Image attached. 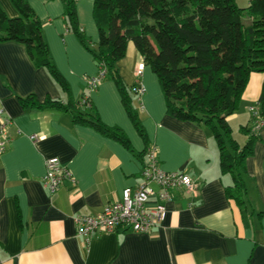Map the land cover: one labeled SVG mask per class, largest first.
<instances>
[{"label":"crops","instance_id":"1","mask_svg":"<svg viewBox=\"0 0 264 264\" xmlns=\"http://www.w3.org/2000/svg\"><path fill=\"white\" fill-rule=\"evenodd\" d=\"M251 1L236 0L241 8ZM27 2L42 22L43 38L69 95L46 70L34 67L23 45L0 43V125L10 137L0 155V264H264V131L256 136L253 154L245 161L241 210L226 197L225 188L233 182L220 172L210 131L167 115L157 77L132 42L116 69L128 88L138 82L144 86L140 98L133 96V107L147 141L130 121L114 82L104 80L95 90L87 88L86 79L96 77L98 67L66 29L62 0ZM93 3L76 0V14L95 47ZM0 6L8 17H18L9 0H0ZM263 78L261 73L250 74L238 110L227 119L233 138L236 131L243 142L234 138L240 146L251 136L240 128L250 129L249 108L258 103ZM30 95L39 102L50 98L64 103L89 97L102 123L122 129L131 150L90 126L73 123L64 111L24 109L19 99ZM147 143L156 146L162 170L183 172L194 180L195 199L182 189L173 190L164 220L151 232L120 228L96 234L84 244L75 218L96 216L120 199L124 189L137 188L143 166L139 155ZM52 157L70 170L74 183L65 180L50 194L42 179L45 161Z\"/></svg>","mask_w":264,"mask_h":264},{"label":"trees","instance_id":"2","mask_svg":"<svg viewBox=\"0 0 264 264\" xmlns=\"http://www.w3.org/2000/svg\"><path fill=\"white\" fill-rule=\"evenodd\" d=\"M9 1L18 17H8L0 6V43L23 45L34 67L46 70L69 95L68 84L43 38L41 20L27 0ZM62 3L66 29L92 55L98 71H104L100 83L114 82L130 121L144 141L146 135L133 107V96L138 97L136 86L128 88L116 69L128 42L157 77L167 115L210 131L220 172L229 174L233 182L225 188L226 197L243 210L245 161L253 154L256 137L250 136L240 146L227 119L238 110L250 74L264 75V0H252L245 8L236 0H94L95 47L78 25L76 0ZM19 103L28 110L64 111L73 123L90 126L131 150L122 129L102 123L89 97L64 103L50 98L39 102L30 95ZM258 104L264 115V78ZM240 132L249 133L246 127ZM145 149L139 155L142 161Z\"/></svg>","mask_w":264,"mask_h":264},{"label":"built area","instance_id":"3","mask_svg":"<svg viewBox=\"0 0 264 264\" xmlns=\"http://www.w3.org/2000/svg\"><path fill=\"white\" fill-rule=\"evenodd\" d=\"M143 66L139 65L140 75ZM104 71H98L96 77L87 78L86 86L95 90L100 84ZM139 80V78H138ZM144 86L138 82L136 92L140 98L144 94ZM251 125L249 133L258 136L264 131V115L259 104L249 108ZM10 143L4 125H0V155ZM65 180L74 183L70 170L58 158H48L45 161L43 185L50 194L55 193ZM154 187L157 188L154 189ZM182 189L192 201L196 197V184L187 174L179 171L167 172L160 168L156 146L150 144L144 153L141 170V183L135 189L126 188L121 192L120 199H114L105 205L96 216H78L75 218L76 233L84 244H88L96 234L110 233L117 229H125L138 234H147L159 226L166 216L165 203L170 198V192ZM154 200L152 205L149 202ZM193 202L190 203L192 205Z\"/></svg>","mask_w":264,"mask_h":264},{"label":"rangeland","instance_id":"4","mask_svg":"<svg viewBox=\"0 0 264 264\" xmlns=\"http://www.w3.org/2000/svg\"><path fill=\"white\" fill-rule=\"evenodd\" d=\"M237 135H238V132L235 131V132H234V138L237 137V138H236L237 141L240 142V140H239L240 138H239V136H237ZM240 144H243V142H240Z\"/></svg>","mask_w":264,"mask_h":264}]
</instances>
